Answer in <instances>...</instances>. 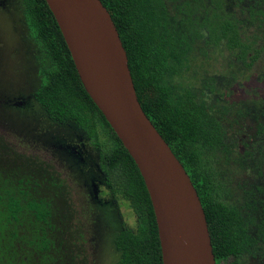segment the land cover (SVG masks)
Masks as SVG:
<instances>
[{"label":"trees","instance_id":"trees-1","mask_svg":"<svg viewBox=\"0 0 264 264\" xmlns=\"http://www.w3.org/2000/svg\"><path fill=\"white\" fill-rule=\"evenodd\" d=\"M29 38L47 60L38 70L35 93L47 116L73 123L98 151L97 167L109 194L121 198L137 218L113 239L116 264H162L157 225L143 178L126 148L85 91L68 47L45 0H20ZM178 21L165 0H101L119 32L142 109L183 164L205 212L216 264H242L264 249V199L260 215L225 201L227 188L216 171L214 154L227 152L225 129L205 101L189 88L175 91L170 77L188 68L199 38L222 42L245 66L264 50L257 36L246 41L240 21L223 9L224 0H173ZM264 40V0L248 5ZM258 150L264 149L262 128ZM262 138V139H261ZM257 191H264L257 187ZM249 209L242 211V209ZM84 206L55 165L38 154L20 151L0 135V264H91L92 239ZM256 227L251 235L250 226ZM261 243L263 244L261 246ZM262 254V252H260Z\"/></svg>","mask_w":264,"mask_h":264},{"label":"rangeland","instance_id":"rangeland-1","mask_svg":"<svg viewBox=\"0 0 264 264\" xmlns=\"http://www.w3.org/2000/svg\"><path fill=\"white\" fill-rule=\"evenodd\" d=\"M256 1L224 0L223 9L239 19L242 38L249 41L256 35V47H260L262 28L257 27L258 21L251 24L248 11V5ZM165 3L170 16L181 19L176 15V2ZM41 64L47 65V60L28 36L21 1L0 0V135L20 151L38 154L55 165L84 206L92 239L91 264H116L119 253L113 239L121 229L136 227L137 218L126 202L109 194L97 167L98 151L82 131L73 123L50 119L35 100ZM187 65L169 78L170 83L177 92L194 91L224 126L228 151H216L214 161L228 190L225 201L237 206L246 200L257 201L251 209L257 219L259 199H264V191L256 189L264 186V149L258 150L257 132L262 128L264 139V50L254 64L245 66L222 42L215 45L199 38ZM255 232L251 225V235ZM242 264H264V249L259 245L242 258Z\"/></svg>","mask_w":264,"mask_h":264},{"label":"water","instance_id":"water-1","mask_svg":"<svg viewBox=\"0 0 264 264\" xmlns=\"http://www.w3.org/2000/svg\"><path fill=\"white\" fill-rule=\"evenodd\" d=\"M80 81L134 160L153 208L162 264H216L183 164L141 107L119 32L101 0H45Z\"/></svg>","mask_w":264,"mask_h":264}]
</instances>
